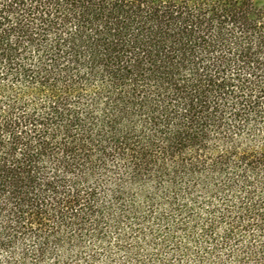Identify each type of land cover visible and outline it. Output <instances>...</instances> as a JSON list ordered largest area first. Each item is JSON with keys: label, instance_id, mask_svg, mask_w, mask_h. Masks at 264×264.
Instances as JSON below:
<instances>
[{"label": "trees", "instance_id": "16d2710c", "mask_svg": "<svg viewBox=\"0 0 264 264\" xmlns=\"http://www.w3.org/2000/svg\"><path fill=\"white\" fill-rule=\"evenodd\" d=\"M0 264H264V0H0Z\"/></svg>", "mask_w": 264, "mask_h": 264}]
</instances>
